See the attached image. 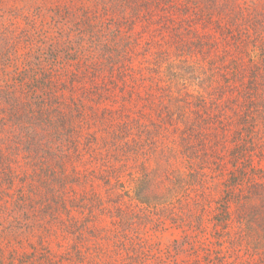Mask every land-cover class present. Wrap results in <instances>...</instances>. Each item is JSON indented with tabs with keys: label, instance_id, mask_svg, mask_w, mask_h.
Returning a JSON list of instances; mask_svg holds the SVG:
<instances>
[{
	"label": "trees",
	"instance_id": "trees-1",
	"mask_svg": "<svg viewBox=\"0 0 264 264\" xmlns=\"http://www.w3.org/2000/svg\"><path fill=\"white\" fill-rule=\"evenodd\" d=\"M97 2L95 7L111 15L104 24L115 26L112 39L91 33L99 19L84 8L73 24L64 17L66 10H54L60 28L71 25L75 31L48 46L45 33L32 25L24 30L31 27L34 36H44L35 42L47 47V58L35 59L28 69L32 76L39 72L32 82L16 73L19 95L13 98L9 130L0 127V200L6 211L16 203L33 207L31 214L36 208L47 225H56L44 229L47 238L72 237L64 250L68 258L60 257V263L150 264L147 240L134 243L132 234L155 224L162 228L166 221L193 234L191 264L233 253L239 238L264 242V167L254 152L264 139L258 134L264 131V4ZM140 22L149 27L151 42L165 46L163 61L177 54L194 73L207 72L218 83L223 79L219 86L227 100L198 95L177 101L162 82L156 120L143 123L139 110L131 117L126 105L141 107L139 82L145 76L136 75L134 65L121 62L122 53L107 47H121L128 27ZM19 37L9 44L2 38L5 62L20 56L14 48ZM32 48L29 44L22 56ZM207 64L209 71L203 67ZM125 169L135 172L127 176ZM136 171L143 173L139 181ZM213 179L219 180L217 196L211 194ZM154 211L162 212L152 217ZM16 212L7 211L14 222L20 216ZM207 235L227 250H211ZM81 252L85 257L73 258ZM214 261L217 257L207 264Z\"/></svg>",
	"mask_w": 264,
	"mask_h": 264
},
{
	"label": "rangeland",
	"instance_id": "rangeland-1",
	"mask_svg": "<svg viewBox=\"0 0 264 264\" xmlns=\"http://www.w3.org/2000/svg\"><path fill=\"white\" fill-rule=\"evenodd\" d=\"M97 1L101 0H0V42L3 37L5 39H10L8 44L15 42L16 39L14 37H19L26 33L24 37H19L17 42L20 43L14 47L15 50L18 49L17 54H20V56L16 57L17 59L11 62H5L6 57L0 58V127L3 128V132L9 130L8 121L10 110H12V107L17 103V100L13 98L19 95L18 83L14 78H17V76L21 78V76L16 75V73H25L24 76L22 74L20 75L24 78L27 77L29 82H32L33 77L39 78V72L32 76L28 71V69H33V65L36 64L35 59H40V61L46 59L47 55L43 52L46 53V46H48V44L55 40L64 39V35L66 33L68 34L70 30L75 31V26L73 27L71 25H69L68 28L61 29V25L54 16V10H66L67 14H65L64 17L72 19L73 24L77 22L75 16L79 15V9H89V11L93 12L92 15L97 16L95 18L99 19L96 26H92L91 33H97L100 37L105 36L108 39H112L111 35L115 37V26L111 24V26L108 27L104 24V19L110 20L111 15L103 13L102 11H104V9L102 10L100 7H95V4L98 3ZM241 1H249V3L251 1H258L264 4V0ZM30 25L40 30V33H45L44 36L48 37L46 46L39 47L42 41L35 42L37 37L41 38L44 36H34L31 27L29 31H24L25 29L28 30ZM78 25L79 30L83 29L80 27L79 23ZM104 28L105 30H103ZM124 31H126V29ZM149 33V27L143 25L142 22L136 23L135 25L131 24V26L128 27V31L125 33L127 41H124L125 43L121 47H107L110 51H116L117 49L116 52L122 53L123 60H121V62L125 65H129V63L134 65V67L137 68L135 72L136 75L141 74L145 76V78L139 82L140 97L138 98V105L141 107L137 108L133 107V105H126V112L131 117L135 111L139 110V113H144V118L141 119L143 123L146 122L148 124V121L156 120L157 117L154 112L157 109L156 107L159 106V99L156 97L160 92L159 87L160 89H164L162 82L163 85H167L169 90L173 91V94L177 97V101L180 100L178 98H185L187 96L184 99L186 100L198 95H201V97L213 96L216 98L217 95H219V98L223 97L220 102L227 100V98L225 99L223 88L219 86L224 84L223 79L218 83V77H213V79H211L205 71V73L201 75L194 73L195 71H191L190 68H188V65L190 66L191 63L178 62L179 58L175 56L177 54H172L171 58L163 61L165 46L160 49L161 46L157 42H151V40L148 39ZM78 37L79 36H76L75 39ZM29 44L30 46L34 45V48H32L31 52L26 57H23L22 53L28 52ZM171 50H173V48H171ZM0 53H3L1 44ZM95 53L99 54L98 51ZM11 57L13 58L12 55ZM114 57L116 59L117 55L114 54ZM203 67L204 70L206 69L207 71L212 68L209 64ZM150 77L153 78L151 79ZM214 81H217L218 84ZM147 95H150V98H146ZM173 106H176L175 102ZM105 108L109 109L108 107ZM258 134H261V138H264V131ZM142 140V148L146 149L147 141L144 135ZM230 140L231 137L229 133L227 142H230ZM227 146L230 147L231 144L227 143ZM254 152L259 158L258 164L264 167V139H262L260 148H255ZM21 156L22 155H20V157ZM255 160H257V158ZM153 167H155V165H153ZM134 172V169H125L124 174L129 176V173ZM136 173H138L136 177L139 181L143 173L141 172L139 174V171H136ZM155 173L156 170L153 174ZM127 176L124 177V179H127ZM218 184L219 180L213 179V191L211 194L215 196H217L219 189ZM125 186H127V184H125ZM2 199L4 200V198ZM3 200H0V264H73L72 262H59L60 257H63V259L66 257V252L64 251L66 247L73 244L72 237L63 238L57 233L55 236L47 238L46 235H44V229L56 225H47V222L43 219V215L40 213L41 211L36 208L34 209L36 213H29L33 207H28V205L21 206L19 203H16V205L14 204L15 206L13 204L8 205L7 208L10 212L17 211L16 213L20 214L19 220L14 222L13 216H9L7 213L8 209L6 211V205L3 204ZM194 209H196V211H201V207ZM158 212L161 213L162 211H157V213ZM157 213L154 211L152 217L158 215ZM156 219L157 218H155L154 221ZM155 223H158V220H156ZM171 226L169 221H166L162 228L159 227L158 224H155L153 227L151 226L152 228L150 227V230L145 228V232L137 233V231H135V233L132 234L135 236L133 238L134 243L138 241L141 243L143 241L142 239L147 240L145 242L148 248L149 259L147 261H149L150 264L192 263V257L190 256L192 250L190 249V245H192L193 234L188 230L181 232V230L174 229ZM163 229L165 230L163 231ZM186 234L187 236H185ZM183 236L186 237V240H183ZM206 237L208 238L206 243L211 250L217 251L220 248L223 251L227 250L228 246L226 247L224 244L217 246V243H214L208 235ZM197 238H199V236H197ZM233 250V253L227 251L223 257L221 255L207 256L205 262L202 261V263L207 264V261H212L217 257V262L214 261L215 264H264V242L259 243L253 242L252 239L239 238L237 243L234 244ZM83 257H85V255L81 252L77 258L75 256L73 258L81 259Z\"/></svg>",
	"mask_w": 264,
	"mask_h": 264
}]
</instances>
